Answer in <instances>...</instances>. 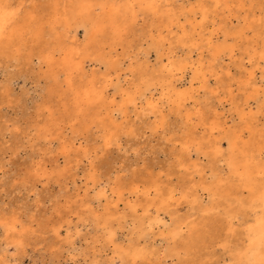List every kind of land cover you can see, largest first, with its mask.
I'll use <instances>...</instances> for the list:
<instances>
[{
    "label": "rangeland",
    "instance_id": "rangeland-1",
    "mask_svg": "<svg viewBox=\"0 0 264 264\" xmlns=\"http://www.w3.org/2000/svg\"><path fill=\"white\" fill-rule=\"evenodd\" d=\"M7 1L19 10L16 25L20 30L0 43V260L6 256L11 264H110L115 247L128 251L138 243L139 248L146 246V254L133 264H246L237 262L234 254L247 241L248 220L246 205L240 207L236 199L246 203L248 194L238 189L237 178L230 175L223 137L244 131L241 146L253 153L257 165H264V150L259 152L264 145V95L253 100L252 87L244 84L250 71L264 83V62L253 59V66L249 64L255 51L264 50V0H223L232 6L229 12L216 9L212 0H171L169 13L180 20L170 33L165 28L168 8L161 6L155 14L138 10L135 21L121 16L120 34L106 29L94 37H85L81 31L76 37L75 32L65 34L64 20L74 0ZM107 1L92 0L95 4ZM202 11L206 19L193 32L189 22L200 23ZM93 12L103 15L98 8ZM213 29H219L214 41L223 50L217 62L206 42ZM73 48L90 59H100L87 60L84 71L76 72L72 83L76 88L92 80L102 86L107 73L120 77V88H108L107 98L92 109L97 117L75 118L66 74L58 77L56 91L50 90V70L56 65L46 58L53 53L55 62H60ZM166 56H174L182 66L189 61L201 64L199 71L207 72L205 87L199 76L194 78L193 65L178 80L168 77L160 63ZM118 61L121 67H116ZM111 62L116 66H110ZM146 80L155 84L151 91L160 100L155 115L146 111L145 98L150 96L143 90ZM171 80L175 90L169 86ZM164 87L170 93L163 95ZM121 89L136 97L138 105L127 103ZM174 91H187L194 97L179 108ZM247 99L253 112L240 116L243 110L247 113ZM113 108H123L124 114L114 112L116 121L107 126L106 115ZM214 113L222 116L219 121L227 122L228 130L219 134L223 139L217 155L210 146L215 137L205 131L216 120ZM187 114L192 121L186 120ZM198 114L207 119L203 127L197 123ZM51 119L56 126L45 137L42 130ZM106 132L112 135L108 147ZM75 139L81 149L62 148L64 140ZM194 149H200L199 154ZM192 162H198L204 174L195 172ZM231 184L236 187L229 188ZM134 185L150 188L151 195H133ZM102 187L106 197L97 200L95 194ZM155 187L159 194L152 191ZM235 188L236 196L220 195L226 189L236 192ZM169 193L178 201L160 210L161 218L170 225L173 218L186 216L191 233L170 238L163 226L154 227L152 233L147 229L151 219L143 218V209L148 206L150 217L154 216ZM194 194L198 202L192 203ZM201 202H210L211 208L198 209ZM233 215L238 218L229 230ZM12 221L18 228L14 235L4 226ZM110 229L116 232L113 242L107 239ZM146 232L144 242L141 235ZM114 264L121 262L115 259Z\"/></svg>",
    "mask_w": 264,
    "mask_h": 264
},
{
    "label": "bare ground",
    "instance_id": "bare-ground-1",
    "mask_svg": "<svg viewBox=\"0 0 264 264\" xmlns=\"http://www.w3.org/2000/svg\"><path fill=\"white\" fill-rule=\"evenodd\" d=\"M175 1V0H174ZM171 0H127L126 4L120 5L117 3L116 0H108L107 2H100V3H93L92 0H74L70 4V10H68V18H65L63 27L65 28V34L69 31L75 32L74 37H76V33L81 31L82 35L85 37H94L97 35H102L106 29H111L114 33L118 32L119 34L123 31V27H121L122 24H120L119 19L121 16H124L125 18L129 17L130 20L135 21L137 17L138 10H145L147 12L152 13H159V8L161 6L164 7H170L171 6ZM212 3L214 4V7L216 9L222 8L227 10L228 12L232 10V6L228 4V1L224 2L223 0H212ZM223 5V6H222ZM222 6V7H221ZM243 5L240 4L239 7H242ZM100 9L102 11V16H95L93 10ZM168 11V21L169 23L165 26L167 28L166 30L170 33L172 32L171 27H173L176 23L179 22V16L177 14L172 15L169 13L170 9H167ZM93 12V13H92ZM167 13V12H166ZM19 15V10L15 7H13L12 3L8 2L7 0H0V43H2L3 40L7 39L8 37H13L15 35H18L19 28H17L16 21ZM202 20L200 23L193 24L192 22H189L192 26V31L196 32L198 27H201V22L206 19V12L202 11L201 13ZM186 16H184V19L186 20ZM182 32L184 35H186V32L184 31V26H180ZM192 32V35H193ZM219 29H213L209 33V37L207 38L206 42L209 48H213V60L217 62L221 59V53L223 52L222 46L215 44L214 39L218 38ZM188 35V34H187ZM186 35V36H187ZM183 42V40H182ZM157 49L159 47H156ZM234 49H231L229 53L232 55L231 57L235 56ZM264 51V50H263ZM263 51H255L254 55L249 58V64L253 66L254 60L261 59L264 62V54ZM146 55V52L144 53ZM174 57V56H173ZM173 57L166 56V61L163 62L162 59H160L161 66H163V72L166 71V74L171 79L178 80L181 77H183L185 70L187 67L192 68V65L196 68V72L194 73V78L199 79L201 78V87H205L207 83V72L199 71V69H202V65L198 64L197 66L192 61L187 62V65L182 66L175 63L173 60ZM87 60H94L99 61L100 59H90L89 56H87L85 53L82 54L81 49L73 48L66 52L60 62H55L54 60V54L50 53V55L46 58V61L49 64L56 65V67L52 68L50 70V90L51 92H55L57 85H59L58 77L62 75V73L66 74L67 76V86L68 90L71 92L72 95L74 107H75V113H76V119L83 118L84 116L97 117V113L93 112V108L95 106H100V103H103V100L107 98V95L105 94L108 91V88L113 89L114 91H117V89L120 88V82H119V75L116 77H113L111 73H107L103 77L102 86H97V81H90L85 85L83 88H76L72 83L75 84V74L76 72H83L85 69V63ZM163 62V63H162ZM114 63L111 62L109 65L112 66ZM121 62L118 61V65L114 64L116 67H121ZM215 64V63H214ZM189 65V66H188ZM58 68V70H56ZM210 75L215 74L212 71H208ZM128 74V73H127ZM179 75V78L176 76ZM199 76V77H197ZM245 86H251V90L253 89L254 97L253 100L258 97L259 94L264 95V83L261 79L258 81L256 79V72L250 71L248 73V76L244 82ZM173 86V90L176 89V87L173 84V81L171 80L169 83V86ZM155 86V84L151 80H146L143 84V90L150 92V96L148 98H145V103L147 105L148 112L155 115L159 109H160V100L154 99L153 92L151 91V87ZM122 90V89H121ZM125 90H122V92ZM176 95V100L174 101L177 106L183 107L186 106L191 98L194 97V95H190V92L182 91V92H176L174 91ZM169 91H165V87L162 89V94H168ZM123 94L127 95V92H123ZM144 93L139 94V98L143 96ZM109 98V96H108ZM112 98V97H111ZM136 97L128 96L126 97L127 103H131L134 106L138 105L135 102ZM111 104H114V99H110ZM192 104H195L196 101H191ZM245 110L247 109V113H240V116L252 114V108L251 104L248 101V99L244 103ZM99 109V107H98ZM244 109V108H243ZM92 111V113H91ZM112 114L106 115V120L109 122L107 126L113 125V123L116 121V119L113 116L114 112H119L121 114H124L123 108H113ZM216 120L208 126L205 131H208L209 137H215L214 140L211 143V147L216 151L214 155H217V153H220V148L222 146L221 139H225L228 144V150L229 155L227 158V167L230 175L237 178L238 189L240 187L241 190H245L248 194V200L245 203L241 199H236L239 206L246 205L247 208L245 210L248 211V218L247 220V226L245 228L246 233V243L243 245L236 253L234 254V259L237 262H245L246 264H264V165H257L255 162V156L253 153L248 152L243 146L244 142V131L240 132L239 134H225V137L218 138L219 134L223 132H228L226 129V121H219L220 114L214 113ZM203 114H198L196 118H199L200 124L205 126V119L203 117ZM219 116V117H218ZM186 120L192 121V116L190 114L186 115ZM204 118V119H203ZM207 118V117H206ZM96 119V118H95ZM94 119V120H95ZM56 126V121L54 119L48 120V123L46 124L45 128L42 130V134L45 135V137L50 133V130ZM58 129V128H57ZM109 131V129H107ZM217 134V135H216ZM50 135H52L50 133ZM211 141V140H210ZM104 144L105 147H108L112 144V135L109 134V132H106L104 135ZM62 148L64 149H74L75 151H78L82 148L81 142L78 140L76 141H63L61 143ZM187 148H190L188 146ZM200 149H194V151L199 154ZM264 150L263 148L259 149V152ZM67 151V150H66ZM190 154V153H188ZM190 159L191 156L189 155ZM192 167L196 169L195 172H199L200 174H204L203 170L200 168V164L198 162H192ZM185 167V165H184ZM42 175V174H41ZM236 187L234 184H231L229 188ZM228 188V189H229ZM223 190L220 195L224 196H231V195H237L238 189H236V192L234 190L227 191ZM155 194H159V189L155 187L152 190ZM133 195H144L145 197H149L151 195V189H144L141 188L140 185H134L132 189ZM118 200L121 199L122 193L119 191L117 193ZM213 195L215 193L213 192ZM101 197H106V191L102 187L98 193L95 194V199L99 200ZM178 200H175L174 194L169 193L164 199L161 200V207L154 210V216L150 217V208L147 206L143 209V218H149L151 219V223L148 224L147 229H149V232L152 233L154 230V227L159 228L160 226L164 227V230L167 231L168 237L170 238H176L181 237L184 233L188 232L191 233V222L188 220V217L186 216H177L171 220L170 225L167 224L160 216V210L167 209L170 205H174L175 202ZM195 201L198 202V196L194 194V200H192V203ZM210 202L208 204H202V202L198 205L200 210H208L211 208ZM117 204L115 203V208ZM240 206V207H241ZM194 208V206H192ZM133 211L136 212V208L132 207ZM238 218V215H233L229 218L228 221V229L233 230V222L232 220ZM144 223V222H143ZM141 222V224H143ZM7 231L11 232L12 235L16 233L17 228V222L12 221L8 222L7 224H4ZM56 235L59 236V230H56ZM164 232H160V234H163ZM115 231H112V229L108 232V240L109 242H113L115 240ZM148 232L143 233L141 236L144 240V242H147ZM15 240V239H14ZM69 245V248L72 249V241L67 242ZM15 246L17 247L19 244L18 241L14 242ZM146 247V246H145ZM145 247L138 246V243L133 245L130 250H121L119 247H115L114 253L116 254L115 257L111 258L109 263L114 264V260L118 259L120 260L121 264H133V262L136 261V259H143L145 257L146 252L144 251ZM69 251V250H68ZM5 254V253H4ZM1 264H11L10 259H7L6 256H3V259L0 260Z\"/></svg>",
    "mask_w": 264,
    "mask_h": 264
}]
</instances>
